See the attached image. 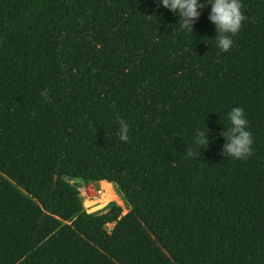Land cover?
Returning a JSON list of instances; mask_svg holds the SVG:
<instances>
[{
  "label": "trees",
  "instance_id": "16d2710c",
  "mask_svg": "<svg viewBox=\"0 0 264 264\" xmlns=\"http://www.w3.org/2000/svg\"><path fill=\"white\" fill-rule=\"evenodd\" d=\"M241 2L225 53L211 4L192 33L160 0H0V264H264V0ZM233 107L247 159L222 153Z\"/></svg>",
  "mask_w": 264,
  "mask_h": 264
},
{
  "label": "clouds",
  "instance_id": "9594fccd",
  "mask_svg": "<svg viewBox=\"0 0 264 264\" xmlns=\"http://www.w3.org/2000/svg\"><path fill=\"white\" fill-rule=\"evenodd\" d=\"M162 5L179 16V26L181 30L194 32V25L199 19L200 9L211 4L209 19L216 25L217 34L215 40L217 47L222 52H228L234 44L233 36L239 33L246 16L243 11L241 0H207L206 4L200 0H160ZM150 16V15H149ZM44 94V93H42ZM120 124L119 138L127 142L129 128L127 123L117 117ZM230 126L221 131V135L227 138L222 153L225 156L235 159H247L253 154L252 145L254 143L253 134L248 130V120L242 107H233L228 113ZM208 132L197 130L195 133L194 148H186L188 156L200 155L201 149L209 146Z\"/></svg>",
  "mask_w": 264,
  "mask_h": 264
},
{
  "label": "rangeland",
  "instance_id": "374dc122",
  "mask_svg": "<svg viewBox=\"0 0 264 264\" xmlns=\"http://www.w3.org/2000/svg\"><path fill=\"white\" fill-rule=\"evenodd\" d=\"M72 182L76 184L80 192L84 209L87 212H97V213L104 212L113 203L118 204L119 206L122 207V213L127 212L129 206L126 203V201L123 199V196L120 193L115 183L110 182V184L107 185L105 183L102 184L97 182L82 181L79 179H74L72 180ZM98 189H101L100 193L97 191ZM100 196H103V198ZM85 199H88L93 203L91 205L86 206L84 204ZM112 225L113 223H108L106 225V228L110 230Z\"/></svg>",
  "mask_w": 264,
  "mask_h": 264
},
{
  "label": "bare ground",
  "instance_id": "6f19581e",
  "mask_svg": "<svg viewBox=\"0 0 264 264\" xmlns=\"http://www.w3.org/2000/svg\"><path fill=\"white\" fill-rule=\"evenodd\" d=\"M104 183L107 184V185L110 184L108 181H103L102 184H104ZM105 186H106V185H105ZM107 190H108V189H107ZM109 190H110V189H109ZM100 197L103 198V196H100ZM94 200H95V199H94ZM98 200H99V199H98ZM96 201H97V200H96ZM92 203H93V202L89 201L88 199H85V200H84V204H85L86 206L91 205Z\"/></svg>",
  "mask_w": 264,
  "mask_h": 264
},
{
  "label": "crops",
  "instance_id": "0c3cea01",
  "mask_svg": "<svg viewBox=\"0 0 264 264\" xmlns=\"http://www.w3.org/2000/svg\"><path fill=\"white\" fill-rule=\"evenodd\" d=\"M103 181H106V180H96V181H89V182H97V183H102Z\"/></svg>",
  "mask_w": 264,
  "mask_h": 264
},
{
  "label": "built area",
  "instance_id": "2783aa9c",
  "mask_svg": "<svg viewBox=\"0 0 264 264\" xmlns=\"http://www.w3.org/2000/svg\"><path fill=\"white\" fill-rule=\"evenodd\" d=\"M109 183H110V182H109ZM97 191L100 193V192H101V189H98Z\"/></svg>",
  "mask_w": 264,
  "mask_h": 264
}]
</instances>
